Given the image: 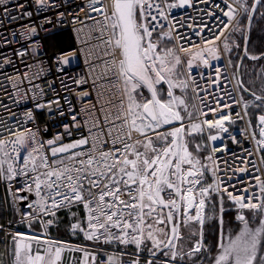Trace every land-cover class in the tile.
<instances>
[{
  "label": "snow or ice",
  "instance_id": "obj_1",
  "mask_svg": "<svg viewBox=\"0 0 264 264\" xmlns=\"http://www.w3.org/2000/svg\"><path fill=\"white\" fill-rule=\"evenodd\" d=\"M36 2L44 4V0ZM208 2L89 0V12L101 18L86 14L85 19L93 24L81 42L96 40L88 54L99 50L97 59L107 57L102 60L100 75L95 77L106 82L97 91L99 107H82L72 115L71 126L65 123L63 133L46 141L41 139L38 127L4 128L8 135L0 138V181L5 182L11 195L13 211L20 215L17 223L26 224L29 232H9L0 225L5 237H11V246L6 243L0 252V264H5V257H10V264H64L65 252L82 253L78 260L72 258L73 264H264V178L254 176L255 184L242 190L230 183L224 186L214 155L221 149L209 147L207 141L222 139L221 133L228 132L226 122H232L231 112L224 114L221 107L230 109L231 105H221L219 100L215 108L206 105L192 77L193 67L202 65L209 70L210 83L218 87L221 67H215L212 79V61L221 60L224 53L232 65V54L237 52V69L245 58L264 59V51L257 54L249 50L253 14L258 5L264 7V0L251 4L248 0H222L223 6L212 3L213 10L200 9L212 24L202 17L199 22L196 17L190 18L191 22L170 17L174 8H195L196 3ZM8 3L0 0L5 16L9 13ZM260 16L264 17V12ZM76 22L83 24L79 16L74 18ZM177 26L187 27L190 33H177ZM29 31L35 33L36 28ZM93 32L99 35L93 36ZM235 33L242 35L243 45L233 38ZM193 35L198 43L190 39ZM184 56L188 57L186 62ZM57 59L67 65L72 54ZM181 67L185 71H180ZM200 76L203 79L204 73ZM85 82L75 80L78 85ZM12 86L19 91L16 83ZM189 88L198 104H189ZM177 89L181 94H176ZM24 95L27 97V92ZM87 95L81 93V97ZM251 95L253 101L243 96L235 101L243 104L245 114L250 105L264 107V95L254 91ZM48 103L51 106L53 102ZM35 107L43 109L45 105L37 103ZM209 112L218 118H208ZM24 118L26 122L34 120L33 112L26 111ZM257 127L259 138L255 131L251 137L264 163V114L258 115ZM74 132L79 138L64 142L65 136L71 138ZM231 139L238 143L235 136ZM223 150L227 151L226 145ZM232 171L233 175L247 172V167ZM254 188H258L259 195L254 191L248 194ZM236 191L240 194H234ZM226 198L235 208L234 220L239 222L234 225L228 221L227 227L223 215ZM81 206L84 215L79 217L72 209ZM61 210H67L75 221L69 225L71 233H82L97 251L48 236ZM206 221L218 222V237L209 243H205ZM34 223L41 226L43 234L31 231ZM185 241L191 242L187 251Z\"/></svg>",
  "mask_w": 264,
  "mask_h": 264
},
{
  "label": "built area",
  "instance_id": "obj_2",
  "mask_svg": "<svg viewBox=\"0 0 264 264\" xmlns=\"http://www.w3.org/2000/svg\"><path fill=\"white\" fill-rule=\"evenodd\" d=\"M156 2H161V0H156ZM88 3L89 0H44V4L40 5L36 0H9L7 5L9 8L8 16H14L15 19H9L8 16H5L3 8L0 7V138L8 135L4 131L5 127L13 130H35L38 127L41 139L46 141L56 133H63L65 123L71 126L72 115L79 113L82 107L91 104H96L99 107L97 91L106 82L104 79H95V77L100 75L102 60L107 59V57L97 59L99 50H92L93 55L88 54L90 46L97 43L96 40H90L87 43L81 42L86 39L85 33L88 31V26L93 24L92 20L85 19L86 14L96 17V19L101 18L97 13L89 12L86 7ZM212 3H221L223 6L222 0H209L207 4L196 3L195 8L186 6L171 10L170 17H175L177 20L187 19L188 22H191L190 18L192 17H196L197 22H199L202 17L205 23L212 24L213 21L209 19L206 12L200 11V9L213 10ZM21 4L24 5L23 8L19 7ZM164 6L166 7V4ZM82 8L83 11H81ZM215 11L218 12V10ZM27 12H31L32 15L27 16L25 14ZM61 13L63 16L60 15ZM77 16L83 21V24L73 23ZM223 19L226 20V18ZM31 27L36 28L35 33L29 31ZM65 28L71 31L73 46L61 51H52L47 43V36ZM80 28H83L84 31L78 32L77 29ZM176 32L188 35L190 29L177 26ZM92 35L97 36L99 33L93 32ZM190 39L193 42H199L194 35L190 36ZM181 43L185 42L181 41ZM69 53L72 54L69 64L63 65L58 62L59 56ZM227 56V53H224L221 60L212 61V79L215 78V67L217 65L221 67L222 78L218 87L210 83L209 70L202 65L193 67L192 77L196 79L200 89L199 96L204 99L206 105L215 108L217 100L220 101L221 105H231L230 109L221 107L224 114L231 112L232 122H226L228 132L221 133L222 139L208 141V144L209 147L216 146L221 149L214 155L220 169L218 176L225 181L224 186H228L230 183L235 186L236 190H242L249 184H255L254 176L261 175L264 178V163L260 160L262 153L257 149L255 140L251 137V133L255 131L257 138H259V128L255 129L252 123L249 124V118L245 114L243 104L235 103V101H240L241 93L232 67L227 62ZM183 59L186 62L188 57L184 56ZM6 60L9 62L5 63ZM201 72L204 73L203 79L200 76ZM25 73L28 74L26 77L24 76ZM9 77L12 79H8ZM17 77L20 79L18 80ZM79 79L86 82L78 85L75 80ZM13 83L18 85L19 91L13 88ZM34 86H38L35 88L36 99L32 98ZM189 89L193 96L191 88ZM25 92H27V97L24 95ZM84 92L88 95L81 97V93ZM108 95L109 93L106 92L105 96ZM49 101L53 102L51 106H49ZM56 101L59 103L56 104ZM193 101L199 103L198 100ZM37 103H42L45 107L38 109L35 107ZM69 105H71V110ZM49 107H51V111ZM28 110L33 112L34 120L26 122L24 113ZM61 111H63V115L60 114ZM204 111L207 112L208 107H205ZM77 118L81 119L80 116ZM208 118H218V115L213 117V114L209 112ZM86 131L85 129L84 134ZM212 132L215 134L216 130L213 129ZM205 135H207V131ZM231 136H235L238 143L233 142ZM74 138H79L75 132L71 138L65 136L64 142H69L70 139ZM225 145L227 151L223 150ZM243 160L251 163L245 165L242 163ZM241 167H247V172L237 171L233 175L232 170ZM255 168H259L260 172L255 171ZM229 177H231L230 181ZM0 182L6 195L7 209H12L11 195L7 192L5 182ZM18 186L14 185V187ZM229 191H233V188L229 187ZM252 191L259 195L258 188L250 190L248 194H251ZM234 194L240 193L236 191ZM30 198L34 199L35 197ZM13 213L15 220L7 221L6 228L8 229L20 224L17 223L20 220V215L14 211ZM9 221L12 222L11 225H9ZM55 226L56 223L50 228ZM17 229L26 233L29 232L19 227L14 230ZM107 250L111 251L112 248L109 246Z\"/></svg>",
  "mask_w": 264,
  "mask_h": 264
},
{
  "label": "rangeland",
  "instance_id": "obj_3",
  "mask_svg": "<svg viewBox=\"0 0 264 264\" xmlns=\"http://www.w3.org/2000/svg\"><path fill=\"white\" fill-rule=\"evenodd\" d=\"M253 1L254 0H248V3L251 4V3H253ZM174 9H176V8H174ZM260 12H264V7H261V6L258 5L257 12H256V15L258 13L257 19H259ZM257 19H256V21H257ZM242 22L244 23V19H243ZM262 27H263V23L262 24H257L256 23V25L254 27V29H255L254 32H256V30H258V28H262ZM263 29H264V27H263ZM233 38L236 41L242 43L241 42L242 35L240 33H235L233 35ZM238 51H241L242 52V49L241 50H238ZM250 52H253V53H257L258 54L260 51L259 50H256L253 47L252 49H250ZM232 55H233V57H236L237 52L234 51ZM262 67H264V59L259 60V61H252V60L246 58L245 61H244V63H243V66H242V68H243V81H244L245 85H247L249 87V89H251L252 91H254L256 93L258 92V93H263L264 94V70H262ZM180 71H183V67H181ZM181 78H183V77H181ZM165 88H166V86H165ZM176 94L177 95L181 94L179 89L176 90ZM187 98L189 100V104L190 105L192 103H194L193 102V99L191 97V93H190V90L189 89H188V92H187ZM243 98H244V100H247V101H253L254 100V97H252V96L250 98H245V96H243ZM256 103H260V102L259 101H256ZM255 110H259V109L255 108V107H253L251 105L249 106L247 112H248V115H249L250 119H252L253 116L255 115V113H256ZM260 110H263L264 111V107L260 108ZM260 113H262V111ZM258 114L259 113H257V115ZM256 123H257V119H256L255 124H253L255 126V128L257 126ZM203 154L204 155H207V151H205ZM207 175H208V177H210L211 176V173H208ZM209 182H210V180H209ZM226 202L231 205V202H229L227 200V198H226L225 207H229V206L226 205ZM78 214H79V217H82L84 215V212H79ZM218 215H219V213H218ZM234 217H235V211H234ZM225 221H226L225 227L228 226V221H233V224L234 225L239 223V222H236L234 220V218L232 220L226 218ZM73 222H75V221L71 217V219L69 218L67 221H63L62 223H59V225L57 226L56 229H53V230L50 231V233L52 235V238L55 239L54 236H56V235L61 236L65 240V242L68 243V244H71V242H73V241H84L85 238L83 237V234L77 233L76 235H73L71 233V231L69 229V225L71 223H73ZM4 226H6V224ZM22 228L23 229H26V230H29L27 228V225L24 226V227H22ZM5 229L7 231H9V232L15 231V230H10L8 228H5ZM39 230H41L40 226L37 223H34L33 226H32V230L31 231H39ZM69 241H71V242L69 243ZM6 243H7V245L9 247L11 246V237H10V235L7 236V237H5V232H4V247H3V251L5 249ZM190 244H191L190 241H185V248H184L185 251H187L188 246ZM106 247H109V246H106ZM88 249H89V251H97V249H96V247H95L94 244H93L92 248L91 247H88ZM72 254L73 253H70V252H65L63 254L64 264H73ZM78 254H80V252H74V255H73L76 258L78 256L77 260L82 256V255H78ZM161 258H163V257H161ZM4 259H5V264H6V262L8 264H10V257H5Z\"/></svg>",
  "mask_w": 264,
  "mask_h": 264
},
{
  "label": "trees",
  "instance_id": "obj_4",
  "mask_svg": "<svg viewBox=\"0 0 264 264\" xmlns=\"http://www.w3.org/2000/svg\"><path fill=\"white\" fill-rule=\"evenodd\" d=\"M258 13L254 16L251 33H250V42H249V50L253 47L256 50L264 51V17L259 16V19H257ZM257 19V21H256ZM263 21V22H262ZM244 23L246 24V19H244ZM257 24H262V28H258L256 32H254V27ZM241 44L243 45V38L241 39ZM47 43L49 45V48L52 51H61L67 48H70L73 46V37L71 34V31L68 28L62 29L52 35L47 36ZM246 59V58H245ZM244 59V61H245ZM233 68L235 69V64L237 63L236 57H233ZM244 63V62H243ZM242 73V80H243V68L241 69ZM244 83V81H243ZM245 84V83H244ZM166 86V85H165ZM247 88H249L246 85ZM251 90V89H250ZM242 91V95L245 96V98H250L251 95L247 94L246 92ZM258 93V92H257ZM260 95H264L263 93H258ZM263 110H255V115L251 119L253 123L256 122L257 119V113H260ZM252 112V111H251ZM226 201V199H225ZM227 206H230L229 203L226 202ZM234 211L235 209H227L225 210L224 218H228L232 220L234 218ZM7 219H14V213L12 209H7V202H6V195L4 192V189L2 187V184L0 182V225H5L7 222ZM218 237V222L217 221H206L205 224V243H209L216 239ZM4 247V231H0V252L3 251Z\"/></svg>",
  "mask_w": 264,
  "mask_h": 264
},
{
  "label": "crops",
  "instance_id": "obj_5",
  "mask_svg": "<svg viewBox=\"0 0 264 264\" xmlns=\"http://www.w3.org/2000/svg\"><path fill=\"white\" fill-rule=\"evenodd\" d=\"M171 1V0H170ZM170 1H169V3H170ZM171 2H173V0L171 1ZM72 211L73 212H77V213H79V212H83V209H82V207H80V208H73L72 209ZM58 221H57V223H56V226L55 227H53V228H50L49 230H48V233H49V235H50V237L52 238V235H51V233H50V231L51 230H53V229H56L57 228V226L59 225V223H62L63 221H67L69 218L71 219V215L68 213V211L67 210H64V211H60L59 213H58ZM38 224V223H37ZM39 225V224H38ZM40 226V225H39ZM40 228H41V226H40ZM39 231H43V229L41 228V230H39ZM79 234H82V233H79ZM54 238L56 239V240H61V241H65L61 236H58V235H56V236H54ZM53 239V238H52ZM71 241H69V243H70ZM71 245H82V246H84V247H91L92 248V246H93V243L91 242V241H86V240H84V241H73V242H71ZM95 247H96V249H97V246L95 245ZM106 247V246H105ZM74 255V253L72 254V257H74L73 256ZM78 255H82V253H80V254H78ZM77 258H78V256H77ZM6 264H8L7 262H6Z\"/></svg>",
  "mask_w": 264,
  "mask_h": 264
},
{
  "label": "water",
  "instance_id": "obj_6",
  "mask_svg": "<svg viewBox=\"0 0 264 264\" xmlns=\"http://www.w3.org/2000/svg\"><path fill=\"white\" fill-rule=\"evenodd\" d=\"M255 2V0L253 1V3ZM253 16H255V13L253 14ZM254 19V18H253ZM246 23H247V21H246ZM252 23H253V21H252ZM250 33H251V31H250ZM250 33H249V37H250ZM242 67V66H241ZM241 67L239 68V69H237L236 68V74H237V78H238V81H242V79H241ZM240 86L242 87V89L244 90V89H247L245 86H244V84L242 83V84H240ZM245 91V90H244ZM247 93H249V94H251V92L252 91H246ZM258 95V94H257Z\"/></svg>",
  "mask_w": 264,
  "mask_h": 264
}]
</instances>
